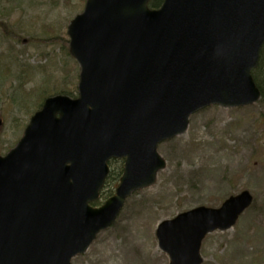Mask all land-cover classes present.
<instances>
[{
	"label": "water",
	"instance_id": "95a60500",
	"mask_svg": "<svg viewBox=\"0 0 264 264\" xmlns=\"http://www.w3.org/2000/svg\"><path fill=\"white\" fill-rule=\"evenodd\" d=\"M85 0L68 23L77 97H47L0 155V264H70L111 225L165 160L157 144L210 104L260 97L251 71L264 43V0ZM122 158L114 194L97 200L108 160ZM252 196H229L161 221L170 264H200L204 235L234 224Z\"/></svg>",
	"mask_w": 264,
	"mask_h": 264
},
{
	"label": "rangeland",
	"instance_id": "374dc122",
	"mask_svg": "<svg viewBox=\"0 0 264 264\" xmlns=\"http://www.w3.org/2000/svg\"><path fill=\"white\" fill-rule=\"evenodd\" d=\"M83 4L0 0V154L22 135L43 88L76 94L79 68L65 50V39L68 22ZM3 24L17 31L18 40L8 37ZM47 35L58 41L32 39ZM262 103L210 105L193 113L185 132L158 144L166 165L156 182L127 197L114 223L71 264H169L158 246V223L199 206L217 208L242 190L252 195L251 205L231 227L204 236L200 264H264Z\"/></svg>",
	"mask_w": 264,
	"mask_h": 264
},
{
	"label": "trees",
	"instance_id": "16d2710c",
	"mask_svg": "<svg viewBox=\"0 0 264 264\" xmlns=\"http://www.w3.org/2000/svg\"><path fill=\"white\" fill-rule=\"evenodd\" d=\"M161 2H162V0H151L149 2V5L152 8H157L161 4ZM3 25H5V24H3ZM5 29H6L5 32L7 33L8 37L12 38L13 40H18L17 37L19 36V34L17 33V31H15V30L13 31L12 29H9V26L7 24L5 25ZM47 36L49 38L37 39V38L33 37L32 39L37 40V41L39 40V41L45 42V43H53L54 41H58V40H56L58 38L55 35H52V36L47 35ZM62 41H64V40L62 39ZM65 41L67 42V39H65ZM65 47H66V45H65ZM65 50L67 51V47ZM252 77H253L255 84L257 85V87L260 90V100L259 101H263L262 105L264 106V45L262 46L261 51H260V57H259L258 65L256 66L255 69L252 70ZM57 90H59V89H57ZM57 90H56V88H53V89H50L49 87L43 88V90L41 91L42 95L40 96L39 100L37 101L36 105L34 106V109L40 107V104H41L44 96H46L45 94L49 95V94L56 93V92H63V93H67L70 95H74V93H72V91H70L69 89L61 90V91H57ZM74 91H75V89H74ZM110 167H111V170L109 172V175L106 178L105 185L101 191V198H103V199L106 198L107 196H109L110 194H112V192H113V190L117 184L121 170H122V162L120 160L111 161ZM100 203H101L100 200H98L97 202H94V205H98Z\"/></svg>",
	"mask_w": 264,
	"mask_h": 264
}]
</instances>
